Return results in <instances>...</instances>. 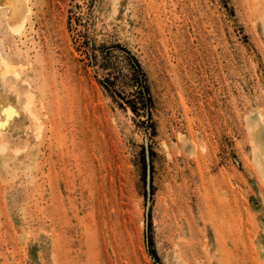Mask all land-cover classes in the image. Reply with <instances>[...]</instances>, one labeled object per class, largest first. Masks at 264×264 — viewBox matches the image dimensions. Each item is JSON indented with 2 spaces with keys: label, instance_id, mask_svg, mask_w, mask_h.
Segmentation results:
<instances>
[{
  "label": "rangeland",
  "instance_id": "1",
  "mask_svg": "<svg viewBox=\"0 0 264 264\" xmlns=\"http://www.w3.org/2000/svg\"><path fill=\"white\" fill-rule=\"evenodd\" d=\"M27 5L19 33L0 2V264H264V0Z\"/></svg>",
  "mask_w": 264,
  "mask_h": 264
},
{
  "label": "bare ground",
  "instance_id": "2",
  "mask_svg": "<svg viewBox=\"0 0 264 264\" xmlns=\"http://www.w3.org/2000/svg\"><path fill=\"white\" fill-rule=\"evenodd\" d=\"M0 2L7 4L9 7L8 22L12 28L17 32L22 33L26 24L27 12L30 11V8L27 5L28 0H1ZM2 61L6 68L9 67L8 65L10 64L4 58Z\"/></svg>",
  "mask_w": 264,
  "mask_h": 264
},
{
  "label": "trees",
  "instance_id": "3",
  "mask_svg": "<svg viewBox=\"0 0 264 264\" xmlns=\"http://www.w3.org/2000/svg\"><path fill=\"white\" fill-rule=\"evenodd\" d=\"M128 55H129V60H130V64L133 68L134 71V75H135V87L137 89V92L141 93V94H145V97L148 101H151V95H150V91L147 85V78H146V74L143 71L140 63L138 62V60L131 55L128 51H127ZM132 110L135 113H138V110L135 106L131 107ZM149 245L152 246L153 245V238L152 236L149 237ZM152 254L154 255V257L156 259H158L156 252H152Z\"/></svg>",
  "mask_w": 264,
  "mask_h": 264
}]
</instances>
